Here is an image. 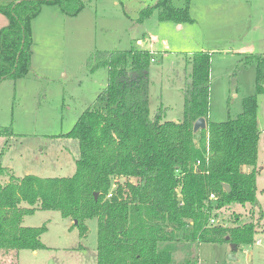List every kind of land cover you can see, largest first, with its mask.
<instances>
[{
  "label": "trees",
  "instance_id": "1",
  "mask_svg": "<svg viewBox=\"0 0 264 264\" xmlns=\"http://www.w3.org/2000/svg\"><path fill=\"white\" fill-rule=\"evenodd\" d=\"M43 4L57 5L67 16L84 8V0H0V13L8 19L0 29V83L30 72L31 21ZM189 5L190 0L181 5L155 0L139 9L137 21L155 11L162 22L193 21ZM251 56L259 94L264 91V55ZM152 58L150 50L134 46L88 56L90 71L107 67V85L71 129L59 134L64 147L76 154L71 175L16 176L0 163V251L46 248L41 241L45 225H22L35 209L58 210L81 237L88 230L85 221L96 218L97 264H198L199 243H233L236 251L255 241L263 218L256 197V96L245 98L236 117L210 121L211 56L194 53L182 118L164 120L162 106L150 113ZM198 118L206 126L194 131ZM2 132L12 135L10 126ZM244 166L251 169L244 171ZM211 193L216 200L209 198ZM233 204L256 207L259 221L240 225L235 216L230 226L209 224L211 216Z\"/></svg>",
  "mask_w": 264,
  "mask_h": 264
},
{
  "label": "rangeland",
  "instance_id": "2",
  "mask_svg": "<svg viewBox=\"0 0 264 264\" xmlns=\"http://www.w3.org/2000/svg\"><path fill=\"white\" fill-rule=\"evenodd\" d=\"M182 2L176 0L177 5ZM144 5L141 0H93L75 16L44 8L33 23L38 41L34 68L42 79L0 84V129L10 126L12 133H0V163L16 176L74 172L76 154L64 147L59 134L71 129L107 85V67L87 68L91 53L131 46L153 50L150 113L162 106L164 120H179L190 55L207 52L211 56L210 121L236 117L243 112L245 98L256 96V197L263 218L251 245L233 251L227 242H202L195 253L198 264H264V91L256 93V62L251 56L264 55V0H190L193 21L162 22L155 11L131 28L126 15L136 17ZM247 169L251 167H243ZM258 215L250 204H233L221 209L216 221L230 226L237 216L241 225L255 223ZM72 223L58 210L35 209L24 216L22 225H45L41 241L46 248L0 251V264H97V219L85 221L84 237Z\"/></svg>",
  "mask_w": 264,
  "mask_h": 264
},
{
  "label": "crops",
  "instance_id": "3",
  "mask_svg": "<svg viewBox=\"0 0 264 264\" xmlns=\"http://www.w3.org/2000/svg\"><path fill=\"white\" fill-rule=\"evenodd\" d=\"M93 0H84V8L89 5ZM145 5L146 4H150V3H147L145 2L146 0H141ZM144 5V6H145ZM44 8H55L54 10H57L56 8H58L57 5H48V4H43L42 7H41V11L40 13L32 20V39H33V44H32V57H31V70L30 72L24 77V78H21V79H18V80H13L14 82H19L21 80H41L43 76L39 75V71L37 69L34 68V58H35V48H36V45L38 43L37 41V32L36 30L34 29V21H36L38 18H39V15L41 14V12L44 10ZM59 11H57L58 13L60 12L61 14H63L60 9L58 8ZM83 11V10H82ZM139 11V10H138ZM138 14V13H137ZM127 19L129 20V22L131 23V28L138 25L137 23V15L136 17H131L130 15H126ZM8 24V19L7 17L0 13V29L5 27L6 25ZM138 43L141 44V41L138 40ZM150 50V49H149ZM152 54L155 55L154 51L153 50H150ZM9 80V79H7ZM4 81V80H3ZM12 81V80H11ZM2 83V82H1ZM0 83V84H1ZM42 89V88H41ZM249 171V169H247ZM245 171V170H244Z\"/></svg>",
  "mask_w": 264,
  "mask_h": 264
},
{
  "label": "water",
  "instance_id": "4",
  "mask_svg": "<svg viewBox=\"0 0 264 264\" xmlns=\"http://www.w3.org/2000/svg\"><path fill=\"white\" fill-rule=\"evenodd\" d=\"M205 126H206L205 119H204V118H198V119L194 122V124H193V130L196 131V130H198V129L204 128ZM223 187H224L227 191L230 190V187H229L228 184H225V183H224V184H223ZM94 195H95V198H96L97 193H95ZM231 247H234V244H233V243H231Z\"/></svg>",
  "mask_w": 264,
  "mask_h": 264
},
{
  "label": "built area",
  "instance_id": "5",
  "mask_svg": "<svg viewBox=\"0 0 264 264\" xmlns=\"http://www.w3.org/2000/svg\"><path fill=\"white\" fill-rule=\"evenodd\" d=\"M151 60L154 61V58H152ZM196 164H200V161L197 160V161H196ZM108 196H110V194H108ZM209 198H210L211 200H216L217 197H216L213 193H211L210 196H209ZM180 203H182V202H180ZM209 224H210V225L218 224L217 221H216L215 216H211V217H210V219H209ZM257 242H259V241H257Z\"/></svg>",
  "mask_w": 264,
  "mask_h": 264
}]
</instances>
